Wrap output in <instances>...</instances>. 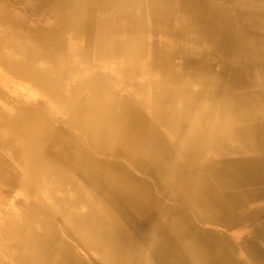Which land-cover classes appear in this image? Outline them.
Here are the masks:
<instances>
[{"label": "bare ground", "instance_id": "bare-ground-1", "mask_svg": "<svg viewBox=\"0 0 264 264\" xmlns=\"http://www.w3.org/2000/svg\"><path fill=\"white\" fill-rule=\"evenodd\" d=\"M0 84V264H264V0H0Z\"/></svg>", "mask_w": 264, "mask_h": 264}, {"label": "rangeland", "instance_id": "rangeland-1", "mask_svg": "<svg viewBox=\"0 0 264 264\" xmlns=\"http://www.w3.org/2000/svg\"><path fill=\"white\" fill-rule=\"evenodd\" d=\"M2 77L5 79L4 76H2ZM12 82L14 84V87H17L18 89H21L22 90V93L23 94L26 93V95H28V96H30V95L32 96L33 95L32 96L33 99L45 100L44 98H42V96L40 95V93H38L33 87H30L29 83H24L22 81H12ZM4 90L5 89L2 88V86L0 84V92L3 93V94H5L6 96H8L9 99H11V97ZM34 93H35V95H34ZM4 157L6 159H8L7 155L6 156L4 155ZM4 180L2 178H0V198H1L0 201L2 200V202H5L7 209H8V207L10 209L12 207H14L16 209V211L20 214L21 213V210L18 208V203H19V200L20 199L23 200L24 197H23V195H17L16 192L15 193H12V194H9L8 191H7V189L5 188ZM22 200H20V201H22Z\"/></svg>", "mask_w": 264, "mask_h": 264}]
</instances>
